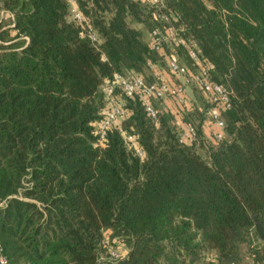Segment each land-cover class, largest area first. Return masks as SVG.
I'll list each match as a JSON object with an SVG mask.
<instances>
[{"label":"trees","instance_id":"trees-1","mask_svg":"<svg viewBox=\"0 0 264 264\" xmlns=\"http://www.w3.org/2000/svg\"><path fill=\"white\" fill-rule=\"evenodd\" d=\"M74 2L81 24L67 0H0L8 263L112 264L101 261L105 240L125 247L113 264L264 263V0H164L163 13L213 66L211 81L232 93L229 109L217 108L223 139L204 157L201 143H179L187 124L209 143L204 121L215 106L193 87L184 106L149 99L155 120L116 90L125 115L99 141L102 86L114 74L151 83L148 66L167 71L171 53L192 67L181 49H149L145 33L164 24L142 0ZM127 136L142 158L125 148Z\"/></svg>","mask_w":264,"mask_h":264},{"label":"built area","instance_id":"built-area-1","mask_svg":"<svg viewBox=\"0 0 264 264\" xmlns=\"http://www.w3.org/2000/svg\"><path fill=\"white\" fill-rule=\"evenodd\" d=\"M131 1L137 2L138 0ZM67 3L70 6L72 20L77 24H81L82 16L77 10L74 0H67ZM142 5L146 6L147 10L152 11L156 20L164 24L162 28L153 30L148 34L147 45L149 49L155 53H161L165 48L181 49L185 57L191 62L192 68L189 69L183 66L178 54L171 53L165 57L167 71L162 70L160 74H157L151 65L148 66V70L154 79L151 83L142 79L127 78L114 74L112 79L109 82H105L102 86V90L107 98L109 110L99 125V141H102L107 131L116 126L118 121L125 115V111L118 103L115 95L116 90L127 98L137 96L146 108L151 119L155 120V112L150 107L149 99L153 98L165 104L171 102L178 106H184L191 101L190 89L193 87L203 94L209 104L215 106L207 115V119L204 122V130L209 132L208 138L206 137V143L209 141L210 144H218L223 139L222 130L224 127L220 117V110L224 111L229 109L232 93L222 85L215 84L211 81L210 72L213 70V66L202 57L199 47L193 40L183 37V29L181 27H175L169 17L163 13L165 10L164 0H142ZM2 18L3 12H0V20ZM10 27L13 26L11 25ZM87 36L91 42L95 41L92 34L88 33ZM165 75L170 77L169 83L166 81ZM177 78L180 79L179 84L177 83ZM184 141L198 143L196 130L189 124L186 125L179 143L182 144ZM124 146L135 157H143V152L136 146L133 136H127L124 139ZM103 246L108 252L107 257L102 258L101 261L113 264L120 260L121 256L117 252L109 249L108 241H103ZM0 264H9L1 247Z\"/></svg>","mask_w":264,"mask_h":264},{"label":"rangeland","instance_id":"rangeland-1","mask_svg":"<svg viewBox=\"0 0 264 264\" xmlns=\"http://www.w3.org/2000/svg\"><path fill=\"white\" fill-rule=\"evenodd\" d=\"M137 28H140V27H137ZM147 39H148V33H145V40L147 41ZM204 99L205 98H202L200 95L197 96V104H198V106H201L202 107V106H205L206 105ZM201 140H202V137H201ZM201 140H200V142L198 141V143H201V144L203 143L204 144V142H203L204 141V138H203L202 141ZM205 140H206V138H205ZM201 144L198 145L197 152L200 154V156L204 157L205 151L208 150V148L210 146H213V144L207 143L206 146L204 144V145H202V147H199V146H201ZM117 252L124 254L125 253V247L123 245L120 246V247H118Z\"/></svg>","mask_w":264,"mask_h":264},{"label":"crops","instance_id":"crops-1","mask_svg":"<svg viewBox=\"0 0 264 264\" xmlns=\"http://www.w3.org/2000/svg\"><path fill=\"white\" fill-rule=\"evenodd\" d=\"M207 133H209L207 130H205Z\"/></svg>","mask_w":264,"mask_h":264}]
</instances>
